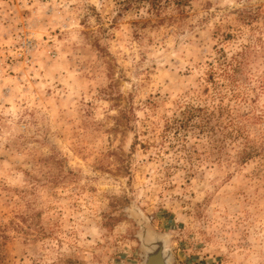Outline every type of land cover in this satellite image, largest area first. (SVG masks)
<instances>
[{
    "label": "rangeland",
    "instance_id": "obj_1",
    "mask_svg": "<svg viewBox=\"0 0 264 264\" xmlns=\"http://www.w3.org/2000/svg\"><path fill=\"white\" fill-rule=\"evenodd\" d=\"M264 264V0H0V264Z\"/></svg>",
    "mask_w": 264,
    "mask_h": 264
},
{
    "label": "water",
    "instance_id": "obj_2",
    "mask_svg": "<svg viewBox=\"0 0 264 264\" xmlns=\"http://www.w3.org/2000/svg\"><path fill=\"white\" fill-rule=\"evenodd\" d=\"M137 238L143 250V264H169L171 254L161 235L151 232L142 223Z\"/></svg>",
    "mask_w": 264,
    "mask_h": 264
},
{
    "label": "trees",
    "instance_id": "obj_3",
    "mask_svg": "<svg viewBox=\"0 0 264 264\" xmlns=\"http://www.w3.org/2000/svg\"><path fill=\"white\" fill-rule=\"evenodd\" d=\"M137 1H147V2L150 4V6H151L152 8H154V7L157 6V4H158V2H159L160 0H137Z\"/></svg>",
    "mask_w": 264,
    "mask_h": 264
}]
</instances>
